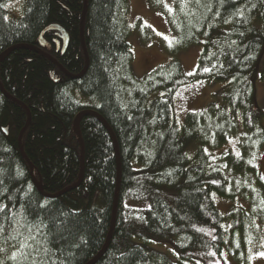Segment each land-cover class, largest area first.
<instances>
[{"label": "trees", "instance_id": "1", "mask_svg": "<svg viewBox=\"0 0 264 264\" xmlns=\"http://www.w3.org/2000/svg\"><path fill=\"white\" fill-rule=\"evenodd\" d=\"M9 1L0 0V264L94 260L111 231L119 162L112 237L94 264H228L227 254L252 264L264 238V0H174L172 60L143 79L130 0H24L18 20ZM199 44L187 74L177 55ZM207 78L226 84L221 101L179 127L172 95ZM232 139L239 154L225 149ZM215 195L233 202L226 223ZM165 242L171 253L155 249Z\"/></svg>", "mask_w": 264, "mask_h": 264}, {"label": "rangeland", "instance_id": "2", "mask_svg": "<svg viewBox=\"0 0 264 264\" xmlns=\"http://www.w3.org/2000/svg\"><path fill=\"white\" fill-rule=\"evenodd\" d=\"M174 6V0H158V8L152 7L150 0H130L128 19L132 26V31L128 41L133 49V70L138 79H143L155 68L165 65L172 60V56L167 50L168 45L173 42L174 38L168 19V12H172ZM6 9L9 19L18 20L23 15L24 0H10L7 3ZM139 22L153 30L154 35L151 38H146L142 31L137 30L136 25ZM202 49V44H199L187 50H181L178 53L177 57L187 74H192L196 71ZM261 64L263 65L264 61ZM255 89L258 105L264 111V81L260 77H257L255 80ZM225 91L226 84L216 82L213 78L195 80L192 84L182 87L176 94L172 95L173 114L178 126L182 127L184 125L185 117L189 112L203 111L208 108L210 103L220 102L222 99L221 95ZM262 124L264 127V120ZM225 149H230L237 154L240 153V147L235 139H232ZM259 166L264 175V148L259 158ZM214 197L218 209L225 217L226 223L233 202L224 200L216 195ZM234 205L244 208L248 206L242 198H238ZM154 247L162 252L171 253L173 251L171 242L156 243ZM262 253H264V238L261 251L253 257L252 264H264V255H261ZM226 257L228 264H233L230 255L227 254Z\"/></svg>", "mask_w": 264, "mask_h": 264}, {"label": "water", "instance_id": "3", "mask_svg": "<svg viewBox=\"0 0 264 264\" xmlns=\"http://www.w3.org/2000/svg\"><path fill=\"white\" fill-rule=\"evenodd\" d=\"M50 27L52 28V27H55V26H49L47 29H49ZM29 123H30V121L28 122V124L25 127L24 131L27 129ZM105 125H106L107 128H109V130H111L110 127H109V125L106 122H105ZM6 134H9V128H6ZM111 134L113 135L112 132H111ZM114 141H115V145H116V154H117V157H118V161H120L119 148H118L116 139H114ZM120 182H121V169H120V162H119V176H118L117 189H116V195H115V206H114V214H113V221H112L111 231H110V234L108 236L107 242H106L103 250L99 253V255L94 260H92L88 264H94L105 253V251L107 250V248L109 246V243H110V240H111V237H112V232H113L114 224H115L117 201H118L119 190H120Z\"/></svg>", "mask_w": 264, "mask_h": 264}, {"label": "snow or ice", "instance_id": "4", "mask_svg": "<svg viewBox=\"0 0 264 264\" xmlns=\"http://www.w3.org/2000/svg\"><path fill=\"white\" fill-rule=\"evenodd\" d=\"M261 255H264V253H262Z\"/></svg>", "mask_w": 264, "mask_h": 264}]
</instances>
